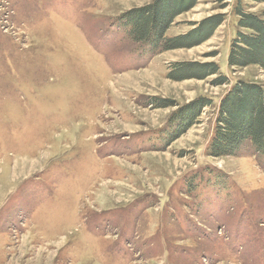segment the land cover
<instances>
[{"label":"rangeland","instance_id":"374dc122","mask_svg":"<svg viewBox=\"0 0 264 264\" xmlns=\"http://www.w3.org/2000/svg\"><path fill=\"white\" fill-rule=\"evenodd\" d=\"M151 1L0 0V264H264V154L208 155L233 86L264 87V69L228 61L236 8L264 2L199 0L167 35L224 14L215 34L154 52L122 18ZM195 60L228 82L168 77Z\"/></svg>","mask_w":264,"mask_h":264},{"label":"trees","instance_id":"16d2710c","mask_svg":"<svg viewBox=\"0 0 264 264\" xmlns=\"http://www.w3.org/2000/svg\"><path fill=\"white\" fill-rule=\"evenodd\" d=\"M264 2V0H252ZM199 0H153L145 6L134 7L124 13L125 28L135 42L153 48V51L193 48L202 44L215 34V30L224 23V14H212L194 23L189 32L169 37L167 30L178 15L191 10ZM240 16L238 33L231 44L228 61L232 67L258 65L264 69V14L236 8ZM217 75L215 85H224L228 77L220 73L215 61H179L168 72V77L180 81L186 79L205 80ZM157 107L173 106L171 100L156 98ZM212 99L199 98L195 103L185 105L178 114L181 129L171 136L175 140L191 126L202 114L204 107L212 105ZM216 120V131L208 148V155L215 157L239 156L245 150L264 154V87L247 81L237 82L220 103Z\"/></svg>","mask_w":264,"mask_h":264}]
</instances>
